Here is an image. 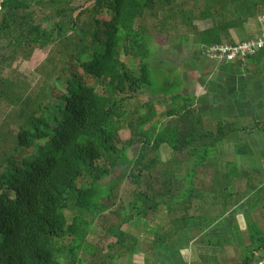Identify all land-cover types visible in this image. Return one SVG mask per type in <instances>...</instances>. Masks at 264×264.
<instances>
[{
    "label": "trees",
    "instance_id": "obj_1",
    "mask_svg": "<svg viewBox=\"0 0 264 264\" xmlns=\"http://www.w3.org/2000/svg\"><path fill=\"white\" fill-rule=\"evenodd\" d=\"M228 5L236 13L237 6L264 11V0H0V66L55 43L72 47L61 60L55 85L45 84L35 98L9 92L13 84L0 67V99L17 107L18 121L15 134L0 127V264H79L80 254L86 264H108L134 252L122 251L124 225L135 218L149 220L176 195L179 174L161 172L156 152L167 145L177 166L176 154L193 144L185 133L194 134L188 99L172 96L168 116L176 124L150 138L147 113L136 118L137 109L132 110L130 102L149 86L152 39L168 35L167 26L176 28L172 22L180 17L185 27L177 35L180 42L197 36L203 47L220 44ZM195 13L211 26L199 31ZM146 16H162L155 33ZM120 132H128L129 139L121 142ZM136 147V157L129 158L128 150ZM117 168H124L121 177L133 186L122 218ZM145 176L152 185L145 184ZM66 209L75 215L67 219ZM108 215L118 218L107 228L115 242L91 246L93 220ZM158 242L155 235L153 244Z\"/></svg>",
    "mask_w": 264,
    "mask_h": 264
},
{
    "label": "crops",
    "instance_id": "obj_2",
    "mask_svg": "<svg viewBox=\"0 0 264 264\" xmlns=\"http://www.w3.org/2000/svg\"><path fill=\"white\" fill-rule=\"evenodd\" d=\"M237 8L236 13L231 5L226 7L219 32L222 43L253 39L264 29V11H256L259 7ZM198 24L202 21L194 22L201 31L211 26V20ZM166 36L152 39L150 75L161 86L173 84L176 90L153 89L149 79V86L130 105L137 109L136 118L147 113L145 130L150 138L176 124L175 117L168 116L172 96L188 99L194 134L185 133V139L191 138L193 144L176 154L177 166L172 165L174 155L167 145L156 152L161 172L167 168L179 174L176 195L151 215L146 228L134 225L137 218L124 225L127 237L135 228L142 238L129 248L134 252L128 256L137 254L141 259L133 264L264 260V50L243 63L215 62L203 55L197 36L185 42ZM130 150L136 157L138 147ZM144 180L152 185L151 177ZM154 230L173 231L169 236L186 239L154 245Z\"/></svg>",
    "mask_w": 264,
    "mask_h": 264
},
{
    "label": "rangeland",
    "instance_id": "obj_3",
    "mask_svg": "<svg viewBox=\"0 0 264 264\" xmlns=\"http://www.w3.org/2000/svg\"><path fill=\"white\" fill-rule=\"evenodd\" d=\"M198 16V13H195V18ZM162 16H159L158 19L155 20V18H151L149 16H146L145 23L148 27V29L151 31V33H155L156 31L154 28L156 25L161 22ZM193 21L197 23L199 20L197 18ZM174 25H176V28L169 29L168 28V35L171 38L177 37L178 34H184L185 33V27L180 25V17H175V19L172 22ZM199 26H204L203 22L202 24H198ZM197 25V26H198ZM161 30L160 26L156 30ZM166 35H158L156 37H160L161 40ZM167 37V36H166ZM66 45V43H64ZM72 47H70L71 49ZM70 49L65 50L63 49L62 45H58L55 43L54 45L48 47L45 50L35 49L33 50L30 55L25 56L22 54H18L15 57H13L11 60L7 58L6 62L3 63L0 67H3V77L8 82L13 84V88L9 91L13 95L18 94L20 96H31L35 98L39 91L44 87L45 84H48L49 86L55 85L53 82L55 75L58 74V69L60 68L61 60H64V57L68 54L67 52L70 51ZM5 52V55H7V52ZM121 60L123 62L129 63V60L125 57H121ZM133 68H135L134 65H132ZM79 72V71H78ZM149 79L151 80L153 89L160 88L164 90L174 91L176 90V86L173 84H158L157 81H155L153 74L149 75ZM90 83L95 86L96 84L93 81H90ZM47 87V86H46ZM98 92H101L100 86H95ZM133 104V103H132ZM17 111V107H11L10 103L7 100L0 99V127L2 126L3 129H1L2 133L10 132L12 134H15L17 132V126L18 121L15 118L14 114ZM126 133V132H125ZM128 133V132H127ZM127 134H124V132L119 133V138L121 142H125L128 140ZM42 142H35L33 143V147H37L38 144H42ZM120 145H123L120 143ZM128 157L132 158L134 156V150L131 151L128 150ZM131 151V152H130ZM124 169V168H123ZM122 168L116 169V177L120 181L118 183L119 190H118V196L119 202L117 205V211L119 216L125 217L127 216V206L129 203V197H130V191L133 189V186L125 180V178L121 177L124 170ZM120 179H119V177ZM115 177V178H116ZM116 209V207H115ZM75 215V211L72 209H66L64 210V216L67 219L72 218ZM150 217V215L148 216ZM88 219V217H87ZM90 219V218H89ZM118 218L113 215H108L106 219H95L93 220V225L90 231V234L87 237V242L91 245H98L99 247H105L109 243L115 242V238L112 237V235L107 231V228L111 224H115L117 222ZM134 225H141L142 227L146 228L147 220H134ZM137 229L133 228L131 234H129L131 237H127V240L125 242L126 247L130 248L134 246L135 243L138 242V240L142 239L139 238ZM153 232H156V234L159 236V239L161 240V243L165 240L169 245L172 241H175L177 239H180L181 241H184L185 237H171L169 236V233H172L173 231H161V230H154ZM138 237V238H137ZM158 242V244H161ZM125 246L122 247V251L124 250ZM117 247L114 249L116 251ZM118 250V249H117ZM125 251V250H124ZM124 253V252H123ZM125 254V253H124ZM142 255V254H141ZM128 254H125L123 257L120 258H114L111 262H107L108 264H133V261L139 262L138 259L139 256L136 254L135 256L129 257ZM143 256V255H142ZM79 257L82 259L83 262L79 264H86L88 262V259L82 254L79 255ZM128 259V260H127ZM148 261V260H147ZM134 262V263H135ZM139 264V263H136Z\"/></svg>",
    "mask_w": 264,
    "mask_h": 264
},
{
    "label": "built area",
    "instance_id": "obj_4",
    "mask_svg": "<svg viewBox=\"0 0 264 264\" xmlns=\"http://www.w3.org/2000/svg\"><path fill=\"white\" fill-rule=\"evenodd\" d=\"M264 50V29L253 38L234 44H214L202 47L203 55L210 61L215 62H245L256 52ZM250 264H264V260Z\"/></svg>",
    "mask_w": 264,
    "mask_h": 264
}]
</instances>
